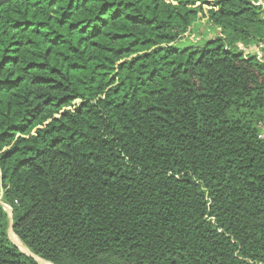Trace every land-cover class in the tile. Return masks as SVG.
Segmentation results:
<instances>
[{
    "label": "trees",
    "instance_id": "trees-1",
    "mask_svg": "<svg viewBox=\"0 0 264 264\" xmlns=\"http://www.w3.org/2000/svg\"><path fill=\"white\" fill-rule=\"evenodd\" d=\"M260 45L264 0H0V264H264Z\"/></svg>",
    "mask_w": 264,
    "mask_h": 264
},
{
    "label": "rangeland",
    "instance_id": "rangeland-1",
    "mask_svg": "<svg viewBox=\"0 0 264 264\" xmlns=\"http://www.w3.org/2000/svg\"><path fill=\"white\" fill-rule=\"evenodd\" d=\"M208 8L204 7V11H207ZM214 30H210V27L207 26L206 24H198L196 29H195V37H193L194 39H197V37L199 38L200 36H205L206 38L211 37V35H213V32H211ZM211 34V35H210ZM210 39V38H209ZM207 40L203 39L201 44H204ZM193 44V42L191 40L185 39L183 41H180L176 44V47L178 48H185V47H189ZM10 235H11V240L23 251L28 253V249L26 248V246L21 242V240L12 232L10 231ZM42 264H51L48 262H41Z\"/></svg>",
    "mask_w": 264,
    "mask_h": 264
},
{
    "label": "water",
    "instance_id": "water-1",
    "mask_svg": "<svg viewBox=\"0 0 264 264\" xmlns=\"http://www.w3.org/2000/svg\"><path fill=\"white\" fill-rule=\"evenodd\" d=\"M7 210L9 211L10 217H12V212H11L10 208L7 207ZM10 231L13 232L12 223H11V225H10V229H9V237H10V239H11ZM13 233H14V232H13ZM13 243H14V242H13ZM14 244H15V243H14ZM15 245H16V244H15ZM16 246H17V245H16ZM17 247H18V246H17ZM18 248H19V247H18ZM19 249H20V248H19ZM20 250H21V249H20ZM28 251H29V250H28ZM21 252L24 253V254H26L27 256H30V257L34 258L39 264H42L41 262H45L44 260H42V259L36 257L35 255H33L30 251H29L28 253H26V252H23V251L21 250Z\"/></svg>",
    "mask_w": 264,
    "mask_h": 264
},
{
    "label": "built area",
    "instance_id": "built-area-1",
    "mask_svg": "<svg viewBox=\"0 0 264 264\" xmlns=\"http://www.w3.org/2000/svg\"><path fill=\"white\" fill-rule=\"evenodd\" d=\"M263 49H264V46L263 45H260L259 48L256 51V53L258 55V58L260 60H263Z\"/></svg>",
    "mask_w": 264,
    "mask_h": 264
},
{
    "label": "crops",
    "instance_id": "crops-1",
    "mask_svg": "<svg viewBox=\"0 0 264 264\" xmlns=\"http://www.w3.org/2000/svg\"><path fill=\"white\" fill-rule=\"evenodd\" d=\"M199 24H205V23L202 21V23H199ZM263 58H264V52H263Z\"/></svg>",
    "mask_w": 264,
    "mask_h": 264
}]
</instances>
